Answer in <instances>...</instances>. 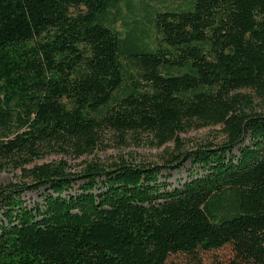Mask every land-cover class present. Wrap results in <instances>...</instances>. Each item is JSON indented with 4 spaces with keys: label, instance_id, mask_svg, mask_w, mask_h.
<instances>
[{
    "label": "trees",
    "instance_id": "obj_1",
    "mask_svg": "<svg viewBox=\"0 0 264 264\" xmlns=\"http://www.w3.org/2000/svg\"><path fill=\"white\" fill-rule=\"evenodd\" d=\"M184 1L155 11L149 36L114 27L120 0H0V168L30 179L0 184V264H166L227 244L264 264V113L234 94L264 91V0ZM193 121L225 141L164 165L25 168L93 153L107 130L179 144ZM187 162L173 185L164 170Z\"/></svg>",
    "mask_w": 264,
    "mask_h": 264
},
{
    "label": "rangeland",
    "instance_id": "obj_2",
    "mask_svg": "<svg viewBox=\"0 0 264 264\" xmlns=\"http://www.w3.org/2000/svg\"><path fill=\"white\" fill-rule=\"evenodd\" d=\"M184 2V0H120L117 6L110 9V18L114 27L121 32L125 33L129 27H134L139 35H143L142 31L145 30V34L153 36L150 19L154 17L155 11L174 9L183 6ZM234 94L247 98L249 101L247 111L264 113V91L256 92L244 88L235 91ZM99 136V144L93 153L78 158L74 153L50 152L25 165V168L44 163H57L61 160L67 161L68 170L72 172H81L89 164L107 167L122 159L134 164L164 165L172 155L199 148L204 144H221L227 137L223 124H206L200 121H193L192 127L178 134L179 144L175 140H170L161 145L154 132L144 130L125 133L107 130L101 132ZM192 169L191 162H187L180 168H169L163 173H172L173 177L169 181L177 185L189 177ZM27 175L25 170L16 167L15 164H4V167L0 168V184L21 185L30 181ZM24 198L28 204L34 205L40 200L39 192L28 189ZM166 264L245 263L239 259L233 246L227 244L220 249L200 252L197 258L188 254H174L169 257Z\"/></svg>",
    "mask_w": 264,
    "mask_h": 264
}]
</instances>
